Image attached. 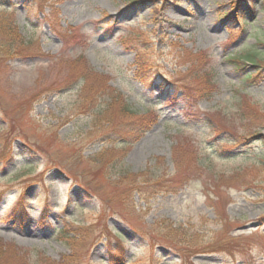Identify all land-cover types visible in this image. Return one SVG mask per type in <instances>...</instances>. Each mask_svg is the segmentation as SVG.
I'll return each mask as SVG.
<instances>
[{"label":"rangeland","instance_id":"374dc122","mask_svg":"<svg viewBox=\"0 0 264 264\" xmlns=\"http://www.w3.org/2000/svg\"><path fill=\"white\" fill-rule=\"evenodd\" d=\"M2 16L18 49L0 59V264H264V66L239 60L264 59V0H0ZM79 55L126 112L107 94L76 112ZM131 111L159 116L134 140Z\"/></svg>","mask_w":264,"mask_h":264},{"label":"trees","instance_id":"16d2710c","mask_svg":"<svg viewBox=\"0 0 264 264\" xmlns=\"http://www.w3.org/2000/svg\"><path fill=\"white\" fill-rule=\"evenodd\" d=\"M2 18L3 19H0V59L3 58L5 60L9 57H12L16 53V49H18L16 44H14L15 40L17 39L18 32L16 30L15 24H13L12 21L10 20L8 21L3 16ZM240 24H242L243 27L246 26L245 21H242ZM3 40L7 43L5 48H4V45L2 44L4 42ZM254 49L255 48L250 49L249 52L254 54L256 52ZM250 55L251 54L243 55L240 57L242 59H239V60H241L242 64H250L251 67L258 68L260 70V68L264 66V59L261 57L258 59L250 58L249 57ZM81 58L82 56L79 55L75 59L68 61V65L71 67V70L69 72V78H72V80L80 79L81 81V92L82 93L80 97L82 96V98L79 100L81 105H79V102H77V105H78L77 109L75 106L76 112L84 114L85 110H88L92 106L93 101L95 99L94 96H98V94L99 95L103 94L104 96H106L107 94V97L109 98V101L107 103L118 104L120 106L119 108H121L123 112L124 111L126 112L128 108H127V105L123 102V98L119 99L120 93L110 92L111 88L106 85V79H107L106 76L93 73L88 70L87 72H83L80 70V69H84L81 64ZM86 79H90L93 84L95 82H98L100 84L97 88H94L96 89V94L89 93L87 95H83L85 91L89 92L87 88H85V86L92 87V84L88 83L89 81H86ZM103 82H105L104 86L101 85V83ZM104 89L109 91L111 94L106 93ZM181 94H180L181 95L180 98H184L183 94H185V92L183 91V93ZM107 103L102 104V106L98 109V116L96 117V119L94 117H91V123H93L94 125H97L98 127L100 125L101 118H103L101 120L102 122H104V120H106L107 117L113 119V117L108 114L111 110L106 106ZM158 119H159V116L156 115L155 113L146 112V114H141V115L136 116L135 112L131 111V119L129 121L130 123L129 125L130 135L129 136L132 138V140H134L137 136L143 135L147 130H149L158 121ZM128 142H131V141H128ZM3 250L6 252V250L0 246V261L5 256ZM3 264H6V261H4Z\"/></svg>","mask_w":264,"mask_h":264}]
</instances>
